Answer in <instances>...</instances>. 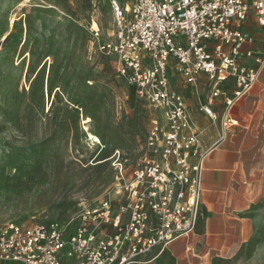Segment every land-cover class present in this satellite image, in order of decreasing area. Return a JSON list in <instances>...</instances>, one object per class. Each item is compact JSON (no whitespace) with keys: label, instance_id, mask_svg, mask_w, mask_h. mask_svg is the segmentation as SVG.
<instances>
[{"label":"built area","instance_id":"obj_1","mask_svg":"<svg viewBox=\"0 0 264 264\" xmlns=\"http://www.w3.org/2000/svg\"><path fill=\"white\" fill-rule=\"evenodd\" d=\"M110 7L109 36L103 38L92 19L91 42L113 58L116 75L135 95L160 111L162 122L150 118L147 144L155 152L159 145L161 157L138 163L121 186L119 164L114 192L106 189L96 205L64 222L4 223L0 264H143L188 236L199 215L204 157L226 138L229 119L221 121L213 145L201 150L184 99L170 86L169 59L188 83L204 72L210 96L222 97L226 109L250 92L264 68V49H243L253 36L240 27L253 10L264 28V0H110ZM229 78L231 94L221 86ZM202 109L216 117L208 106Z\"/></svg>","mask_w":264,"mask_h":264},{"label":"rangeland","instance_id":"obj_2","mask_svg":"<svg viewBox=\"0 0 264 264\" xmlns=\"http://www.w3.org/2000/svg\"><path fill=\"white\" fill-rule=\"evenodd\" d=\"M92 19L109 36L110 0H0V226L64 222L114 192L119 164L121 186L138 163L161 157L147 144L161 113L96 50ZM152 256L143 264H177L167 250ZM243 257L206 264H247Z\"/></svg>","mask_w":264,"mask_h":264},{"label":"crops","instance_id":"obj_3","mask_svg":"<svg viewBox=\"0 0 264 264\" xmlns=\"http://www.w3.org/2000/svg\"><path fill=\"white\" fill-rule=\"evenodd\" d=\"M250 17L248 21V15ZM241 29L253 36L243 49H264V28L250 10ZM169 61H177L170 58ZM178 67V66H177ZM170 86L179 92L198 131L199 147L206 150L217 140L221 121L228 117L226 138L203 160L199 215L193 232L171 242L167 251L177 264H206L216 256L243 255L241 263L262 264L264 251V68L250 92L231 107L222 97L210 96L204 72L192 83L179 71L168 73ZM227 94L232 79L221 84ZM208 106L215 118L203 107ZM252 254V255H251ZM251 256V257H250ZM247 257H250L247 260Z\"/></svg>","mask_w":264,"mask_h":264}]
</instances>
